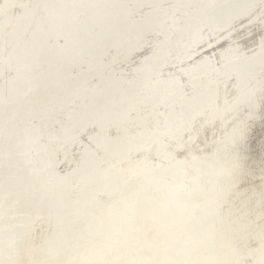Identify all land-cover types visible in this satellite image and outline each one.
Instances as JSON below:
<instances>
[{
	"label": "bare ground",
	"instance_id": "bare-ground-1",
	"mask_svg": "<svg viewBox=\"0 0 264 264\" xmlns=\"http://www.w3.org/2000/svg\"><path fill=\"white\" fill-rule=\"evenodd\" d=\"M131 1H133L134 3L136 2L141 3V1L143 0H131ZM146 1L151 2V0H146ZM161 1L162 0H153V3L157 4V5L152 6L155 9H152L151 11L147 10L148 12L144 14L142 17H140V19L139 17L138 18L132 17V19H130L127 16L128 11L125 12L121 9L123 6L125 8L126 0H0V74L1 72H3L4 68L12 69V71H14L10 74L9 76L10 78L7 81H4L5 80L4 79L5 77H4L2 78L4 80L0 82V152L2 153V157H0L1 158L0 168L4 169L3 170L4 172L0 171V173L4 174L2 180H0L1 181L0 182V193H2L1 189H5V191H7V194L9 191L18 194V193L28 192L29 190H32L31 193L33 197H30L29 201L33 202L35 207L37 206V208H39L41 211L39 214L34 216V219L36 220V223L34 224L42 222V224H44L45 227L47 226L46 229L49 227L48 229L49 231L47 235H45L46 234L45 233L44 234L45 236L44 235L41 236V234L39 233L40 234L39 237L37 236V238H35L34 241L31 243L29 242L31 245H29L28 248L32 249L33 252L35 251L36 253H40L41 257L43 258V261L40 264H58V263L60 264L58 260H61V259H63L61 264H83V263L85 264H193V262L196 261L195 260L196 257H199L198 256L199 252L205 249L210 243H212L211 240L213 238L218 239L215 236L221 235L220 233L224 229H228L227 237H228L230 244L232 243L239 244L240 242L242 244V241H245V242L247 240L250 241V244L248 246L245 245L246 248H244L240 252V254L237 252L239 254L237 258H243L246 254L253 255L252 251H255L257 254L253 255V258L256 264H260L264 262V196L260 199V202L258 201L259 202L258 205L256 206L254 205L255 206L254 211H251L250 213H246V214L242 213L244 209H246L247 211L252 207L253 202L255 201V198H257L256 195L258 194L260 195L262 192H264V154L263 156L261 155L258 156L259 154L258 153L256 157H253L252 150L249 148V143L251 141L249 142L250 139L248 138V136H245L242 134L241 136L237 138L230 137L232 128L233 126H235L234 125L235 122L243 121V119L246 118L247 113L250 110H252L254 107H258L257 106L258 104L256 103L257 100L255 99V97L257 99H260V97L263 96L262 98L263 100H260V102H264V89L262 90L259 89V82L257 83L255 87L251 88V90L249 86V90L247 94H242V92L246 90L247 85H249L251 81H255V82L260 81V80L262 81V79L258 80V77L261 76V73L259 72L263 70L261 67H263L262 65H264V46H262L264 40L262 41V44L258 50L252 49L253 51L251 52L247 51L250 53H247L246 51L241 52V49L239 51L238 50L239 48L235 49L236 47L234 48L233 45H232L233 46L232 49L231 48L229 50L226 49L227 51L223 54V59L228 60V61L224 60V63H227V65L225 66V70L231 74H234L236 76V80H234V75H233L234 82L233 83L231 82L232 84L228 82L226 84H223L224 87L218 86L217 93L215 90L216 96L213 95L214 98L212 100V104L211 102H209L211 104V107L209 106L210 108L205 107L206 109H201V111H199L198 109H197L198 111L197 110L191 111V116L188 114L191 109L185 110L184 114H188L187 117H190V120L188 118L186 120H188V123H189V126L188 125L187 126L190 128L189 132L191 136H189L188 138H183V140L179 139L180 141L176 143H174L175 139L174 140L172 138L171 140L165 139V141L163 142L164 144L162 143L164 154H168L167 155L168 157L166 158L165 161L163 160L164 157L162 159L163 161L159 157L160 152L157 151L158 145L156 147L155 141H154L155 144L152 143L147 148H141L139 150L136 149L135 152H132V153H135L134 155L128 154L129 156L128 159L121 157V155L123 152L127 151L128 146L133 143L132 141L131 142L123 141L120 144H116V143L113 144V142L107 143V140H109V136H110V133L107 129L109 127H111L112 129L113 127L116 126L115 123L119 121H122V122L129 121L131 119V118L129 119L130 117V115H128L129 112L136 107V101L138 100V98L139 97L141 98V96H139L138 94L139 93L138 90L137 91H134L135 89L131 90V85L128 86V84L131 82H129L128 80L124 81L123 79H120L121 77H119V75H118L119 78L117 77L118 79H116V77L113 78L112 75L109 74L110 72L108 73L103 72L104 69L102 68H104V64H105L104 62L108 60L107 55L108 53H110V50H112L113 52V49H114L115 54L113 55V59H116V60L121 59L118 56H120L119 52L123 50L122 46L124 45H127V48L132 47L131 49L134 50L136 47L137 48L139 47L143 48L145 46L150 47L152 46L151 44L154 45L155 43V47L158 46V48L156 49V52L157 51L160 52V51H163V48L166 46H169V47L175 46L176 36L174 35L176 33L174 34L170 32L172 30H175L177 33L178 32L181 33V31L184 30L185 32L187 33L189 32V34H191V37L189 36L191 39L189 42L188 49L193 48V50H196L198 52L199 46L204 47V50L206 48L205 46H207L206 44H204L203 46V43L206 41V38H207L204 35L205 34L204 32L206 31L205 28H203L205 30L203 32L201 30L202 27H200L203 23H201V25L199 24V26H197L196 28L191 27V28H194V32L189 29L185 30L184 28L186 27L185 26L186 23L184 26L182 25L183 23L179 25L181 23L179 20L180 18H182V16H184L185 18L183 20L181 19L184 22V20L188 17L184 12L182 13H177L178 11L173 12V11H176L175 9H173L175 7L174 4H173L174 7L172 8L173 10H169L170 13L167 14V16L165 15L163 18L160 15L161 16V19H160L158 15L159 13L157 12H158V8L161 7V6L158 7V4L161 3ZM186 1L187 0H185L184 2ZM216 1L217 2L215 3L213 7H211L213 3L211 4L209 3L210 1H208L205 4V8H204L205 10L204 11L202 10V12L200 13L203 16V20H205L204 24H207V25L209 24L207 27L211 29V32H209L207 28V31H208L207 33L216 34L215 32H218L219 30V32L217 33L218 37L221 36L219 34L221 28H223L224 26H228V25L230 26L232 25L233 27L234 23L232 24L231 22L233 21L234 18H237L239 16L244 17V14L246 13V10H247L248 3H251V4L254 3L256 6H259L261 9H262V6H264L261 0H216ZM201 2L202 0L199 1V4H203ZM171 3L172 2H170V4ZM184 4L182 3V5ZM15 5L19 6V8H16ZM149 5L151 4L149 3ZM192 6L190 8H192ZM200 7L201 6H199V8ZM250 7L254 8L253 5L252 6L250 5ZM148 8L149 7L147 6L146 9ZM247 11H249V8ZM187 12H189V9ZM130 13H128L129 16H130ZM244 19L246 20V18ZM141 20L142 22H140ZM262 22L264 21H261V23ZM245 23H243V25ZM240 24H238V26H240ZM238 26L236 25L235 27H238ZM252 27H255V26H252ZM140 30H143L144 32L148 31L147 33H149V35L152 36L151 40L146 41L147 39H145L143 43L139 44V47L137 46L138 44H136L138 36H136V38L133 36H129L128 38H126L127 42H125L123 36L127 35L128 31H134L136 34H139ZM253 33H250V34H253ZM250 34H246V36ZM132 35H134V33ZM176 35H180V34H176ZM236 36L237 35H235V37ZM62 37L64 38V41H62L63 44L59 40V39H62ZM231 39H233L232 36H231ZM236 39L237 38H235V40ZM246 39L247 38H245V40ZM252 39H254L253 36H252ZM215 40H216V45H217V39L214 38V41ZM257 40L258 39L256 38V41ZM172 41L174 43H172ZM184 41H185V38L182 42ZM211 41L212 40L210 38V41L208 42H211ZM165 42L167 43L164 44ZM148 44H150V46H148ZM220 44H222V42H220ZM225 46L226 45H224V47ZM217 48L220 50L219 47ZM124 49H126V46ZM145 49L147 50L146 47ZM151 50H154V49H151ZM151 50H149L148 53ZM221 51L220 53H223ZM231 51L233 52L232 54L234 56L230 54ZM201 52H203V50ZM137 53H140V52H137ZM131 54H132V50H131ZM134 57L135 56H133V58ZM147 57L145 58V60H147ZM157 57L159 56H157L154 53L152 54L150 59L151 60L156 59ZM172 57L174 56L171 55V58ZM206 57L209 58L211 56L208 57L207 55ZM143 58L144 57H142V61H143ZM171 58L167 59V57H163V59H165L164 61H166L167 59L168 64L169 62L173 63L174 59H171ZM233 59H242V60L234 61ZM182 61L183 62L185 61L184 58ZM180 62L178 60V63ZM217 62H218V59H217ZM129 64L132 67L133 66L132 64L134 63L132 64L129 63ZM176 64L177 63H175V65ZM143 66L145 65L143 64ZM166 66H167V62H166ZM112 69H115V68H112ZM125 69H126V66H125ZM223 69L221 70L219 69L220 74ZM210 70H212V68ZM177 71H174V72H177ZM132 72H129V73L132 74ZM163 72H165L164 69H163ZM167 72H169L168 75L170 76V71L168 70ZM119 73L120 72H118V74ZM121 73H122V70H121ZM123 73L124 75H126L125 72ZM159 73H162V71ZM187 74H191V73H187ZM134 75H135V72H134ZM138 75H140V73ZM209 75L211 77L213 76L211 74ZM166 77H167V74H166ZM175 77H176V73H175ZM202 77H201L202 79L201 82L205 80ZM174 80L176 79L174 78ZM182 80H183V77H182ZM194 80L196 82V79ZM171 82H174V81H170L168 83H171ZM176 84H179V83H176ZM215 85L217 86V83ZM145 86L146 85H144V87ZM176 87L177 85L174 86V88ZM151 89L152 88H150V90ZM169 89L173 90L171 87ZM163 90L156 89L155 87V89L153 88L152 92H149L148 94L152 95V97L153 96L158 97L157 92L161 91L160 93H162ZM46 91L47 93L49 92L51 94V100L48 104H45L44 107H42L44 109L43 111L39 109L38 111L39 113H41L42 117L45 116V118L48 120L47 123L44 120L47 126L49 124L50 119L54 120V117L52 115V110H56L59 112V110L63 108V106L65 105L68 106V104L70 103V107L68 106V109H66L67 112L65 113L64 111V115H66V117L64 118L65 121L61 124L60 130L59 128L57 129L59 130V134L58 132L56 133L55 131L56 135L58 136V140L60 142L59 145H62L61 142L63 144L72 143L71 139L74 136V134L80 131L82 132L88 126L90 127L91 125H96V127L98 128L97 129L98 132L95 131L96 133L94 135V141H95V145L97 149H99L101 152L99 151L100 153H97V151L95 150L96 148L94 149L93 145L92 147L95 150V152L93 151V149L85 150L86 152L82 150L84 154L80 156L81 158L79 160L77 158L78 163H76V165L74 163L75 168H73V171L69 173L68 176H64V177H58L55 175L56 173H54V171L52 172V168L56 162L52 155V153L55 152V149H53L55 145L54 146L52 145L53 147L50 148L48 144H43V145L42 143L41 145L38 144L39 141H41L40 139L41 135L44 134V132L43 134H40L41 132H39V130L41 131V129L43 130V128L40 129L36 127V129L31 131L26 124L20 125L21 121L23 123L25 119L30 116V113L32 110H34L32 112H37L35 113V115H39L37 108H36L38 106L35 105L36 107H32V104L35 103L37 100H39L40 98L38 99V97L40 95H43ZM192 92L193 91H191L190 93ZM207 93H209L208 90H207ZM168 95H170V93ZM204 95L205 93L203 92L195 93L192 96L190 95L191 96L190 99L192 102H194L195 107L202 106L199 103L203 99H205ZM259 95L261 96L258 97ZM160 96H159V99H160ZM205 96L207 100L210 98V94L209 95L206 94ZM44 97H45V94H44ZM56 97H58V99H55ZM166 97L168 96L166 95ZM164 98H162V100ZM179 98H182V97L179 96ZM179 98L176 97L178 103L182 101V100L180 101ZM44 101L42 102L44 103ZM71 104L75 108L74 111H72L73 108H71ZM188 104L189 103L185 104L184 102L182 106L181 105H178V106L182 107V109H186L189 106ZM52 106L55 109L52 108ZM178 106L174 104L173 105L174 108L168 107L169 112L167 115H164L162 117L164 118V121L162 122L169 123L174 117L172 116V113H173L172 108L178 109L177 108ZM203 106H206V105H203ZM259 107L261 106L259 105ZM139 108L138 110L136 109L137 113L139 112ZM159 109H162V108H159ZM153 110L151 111L152 113H153ZM256 113L257 111H255V114ZM28 114L29 116H27ZM134 115L136 116V114ZM155 115L162 116V114H158V113ZM34 116L32 117L34 118ZM38 118L40 119V117ZM146 119L149 120L148 118ZM183 119L185 118H182V120ZM16 120H19L20 122L16 123L15 122ZM152 121L154 122V118ZM250 121H247V122H250ZM14 123H16V126L10 127ZM50 123L52 124V121ZM130 123H131V120H130ZM146 123L147 121L145 122V124ZM151 124L153 125L152 122ZM29 126H30V123H29ZM137 126L136 127L134 126V127L137 128ZM261 126H259V128ZM179 127H180V124H179ZM93 128H95V126ZM140 128H143V127H140ZM263 128H262V131H263ZM128 129L129 128H127V130ZM168 129L169 127L163 130L164 131L167 130L168 132ZM176 129H175V132H176ZM106 130L108 131V133L106 132ZM157 130H159V128ZM112 131L114 132V130H111V132ZM170 131H173V130L170 129ZM105 132L109 134V136ZM124 132L126 133L127 131H124ZM136 132H133L131 136H136L135 135ZM185 133H186V130H185ZM163 134H165V132ZM237 134H241V133H237ZM248 134L250 135V132ZM254 134L255 133H253V135ZM144 135H145V132H144ZM185 136L187 135L185 134ZM47 138L48 139L46 138L44 139L48 140L47 141L48 143L49 141L51 142V141L56 140L52 136H49ZM148 138H149V135H148ZM162 140H164L162 136L157 138L158 143L160 141L162 142ZM86 142L89 143L87 139H86ZM258 142H260V140H258ZM81 143H82V140H81ZM252 144L253 142L251 143V145ZM75 149L77 150V148ZM75 149L74 151H76ZM130 150H131V147H130ZM72 153H75V152H72ZM138 153L139 155H136ZM176 153H178L181 156L183 155V157L179 159V157L177 156L178 158H176L175 156ZM58 155L60 156L61 154H58ZM62 155H64L63 152H62ZM65 155L67 158L68 154L66 153ZM227 155H231V156L227 157ZM153 158H155L156 161L152 160ZM62 159L64 158L62 157ZM29 160L33 162V167L31 166L32 170L27 164H25V162ZM71 160L73 159L71 158ZM123 160L124 162L122 163ZM63 162L65 164V161ZM176 164L179 167L184 166V168H181L182 170L177 172L174 168ZM56 165L59 166V164L57 163L55 164V168L57 167ZM69 167L71 166L69 165ZM62 168L64 169L66 167L62 166ZM67 169L69 170V168ZM64 171H62L61 174H63ZM59 172L60 171H58V173ZM254 180L259 181V183L257 182L258 184L255 185ZM158 183L160 184V186H163L165 188L164 190L165 197L155 196L153 194L154 186L155 185L158 186L159 185ZM23 195H25V193L20 196H23ZM7 201H12V200L9 199ZM8 205L9 204H7V206ZM17 206L18 205H16L15 207ZM11 211L14 212L12 208H11ZM1 213H3L2 216H4L6 212L5 213L1 212ZM17 213L18 212H16V214ZM20 214L21 213H19V215ZM9 215L10 214H8V216ZM15 216L17 217V215ZM5 217L3 218L1 217V219L3 220ZM118 219H122L120 220V222L123 221V223H117L119 221ZM253 219L255 220V223L258 224L257 229L255 226L256 230L254 234H253L254 230L252 229V226L249 225V221ZM5 220L7 221V219ZM13 220H15V218ZM31 223L33 222L29 221V223L28 222L24 223L16 229H13V225H16V224H12L11 225L12 228H9L8 232H3L2 231L3 228L2 229L0 228V245L1 244L5 245L4 246L5 250H0V264H14L13 263L14 260L12 259L10 260V257L12 256L9 257L8 254H12V250L14 247H16L17 240L19 237L25 236V234L28 231L30 232L32 230L33 226L35 227L38 226V225L31 224ZM121 225L123 226V229L120 228L122 230L114 229V227L117 228V226L120 227ZM5 226H4V229H6L7 227ZM109 228H113V231L111 232V229H110L111 233L106 234V229H108L109 231ZM62 235H66V236L64 237ZM30 237L31 235L29 236V238ZM63 238H65V240ZM66 238L68 240H66ZM26 239H24V241ZM32 240H33V236H32ZM38 241L40 242L38 243ZM223 242L225 243V241ZM214 245L215 246L213 249V253H211V256H209L208 258L206 257V259H204L202 263H201L202 255H200L199 257L200 264H236V262H239L238 260H235L237 259L235 258L234 262L231 260H228V261L225 260V262L223 263L221 262L218 263L219 262L218 260L221 259L222 257L221 254H222V250L225 248V245L223 243H217V244L215 243ZM231 246L229 245V247ZM28 248L26 249L28 250ZM210 248H213V247L211 246ZM70 251H74L75 253L72 252L74 254L71 256L69 253ZM84 252L85 254L77 255V253H84ZM208 252L209 251H207L206 253L208 254ZM31 258L35 260V257L34 258L31 257ZM233 258L234 257H232V259ZM245 259L247 260V258ZM94 260H96V262H94ZM243 264H247V261L246 263H243Z\"/></svg>",
	"mask_w": 264,
	"mask_h": 264
},
{
	"label": "rangeland",
	"instance_id": "rangeland-1",
	"mask_svg": "<svg viewBox=\"0 0 264 264\" xmlns=\"http://www.w3.org/2000/svg\"><path fill=\"white\" fill-rule=\"evenodd\" d=\"M127 1H129V0H126V4H125V8H124V6L121 8L123 11H125V12H127L128 11V13H130V16H129V14L127 13V16H128V18H130V19H132V17L133 18H138L139 17V19H140V17H142L144 14H146L149 10L151 11L152 9H155L154 7H152V6H154V5H157L156 3H153V0H151V2H148V1H146V0H143V1H141V3L140 2H136V3H134L133 1H129V2H127ZM168 2V3H166V2ZM185 0H174V1H172V0H162L161 1V3H159L158 4V7L159 6H161V7H159L158 8V12L157 13H159L158 15H159V17H160V19H161V16H162V18L166 15L167 16V14H169L170 12H169V10H173V9H175L176 11H173V12H177V13H182V12H184L186 15H187V17L188 18H190V19H188V18H186L185 20H184V22L182 21L185 17L184 16H182V18H180V24L179 25H181L182 23V25L184 26L185 25V23H186V27L184 28L185 30L186 29H189V30H191V31H193L194 32V28H196L197 26H199V24L201 25V23H203L200 27H202V31L204 32L205 30V37H207L206 38V41L203 43V46H204V44H206L207 46H205L206 48H205V50H206V52H205V50H204V47H198V48H196V49H198V52L196 51V50H193V48H189L188 49V47H189V42H190V37H191V34H189V32L187 33V32H185L184 30H179V31H181V33L180 32H176L175 30H172V31H170V32H172V33H176V34H180V35H174V36H176L175 37V40H176V44H175V46H173V47H169V46H166V47H164L163 48V51H157L156 52V49L158 48V46H156L155 47V43H154V45L153 44H151L152 46H150V44H148V46H150V47H147V46H145L146 48H147V50L145 49V47H143V48H140L139 47V44H141V43H143L144 42V40L145 39H147L146 41H148V40H151V35H149V33H147L148 31H143V30H140V33L139 34H136L134 31H128V34L127 35H125V36H123L124 37V40H125V42H127V40H126V38H128L129 36H133V37H135L136 38V36H138V39H137V41H138V43H137V41H136V44H138L137 46L139 47V48H135L134 50L133 49H131V48H127V45H124V46H122L123 47V52L121 51V52H119V55L120 56H118V57H120L121 59H113V55L115 54L114 53V49H113V52H112V50H110V53H108V55L110 56H108L107 55V58H108V60H106V62H104L105 64H104V68H102V69H104L103 70V72L105 73H108V72H110L109 74L110 75H112V77L113 78H115L116 77V79H118L119 77H121L120 79H123L124 81L125 80H128L129 82H131V83H129L128 84V86H130L131 85V90L132 89H135L134 91H137L138 90V94H139V96H141V98L139 97L138 98V100H140V101H136V107L133 109V110H131L130 112H129V114L128 115H130V117H129V119L131 120V123H130V120L129 121H124V122H122V121H119V122H117V123H115V127H113L112 129H111V127H109L107 130L109 131V133H110V136H109V134H107L108 133V131L106 130V134L109 136V140H107V143H112L113 142V144L114 143H116V144H120V143H122L123 141H132L133 143L132 144H130L129 146H128V148H127V151H129V152H123L122 153V155L123 154H125V155H121V157H124L125 159H128V154L130 155H134L135 153H132V152H135V150L137 149V150H139V149H141V148H147L148 146H150V144H152V143H154L155 144V142H156V147H157V145H158V149H157V151L158 152H160V158H161V160L163 159V157H164V161L166 160V158L168 157L167 155L168 154H164V152H163V145H162V143L165 141V139H167V140H171V138L174 140V143H176V142H178V141H180V140H183V138H188L189 136H191V134H190V128L188 127L189 126V123H188V120H186L187 118L190 120V117H187L188 116V114L191 116V111H195V110H199V111H201V109H206L207 107H211V104H212V100H213V98H214V96H216V94H215V90H216V93H217V89H218V86L219 87H224L223 86V84H226V83H228V82H230V84H232L234 81H233V75L234 74H231V73H229L228 71H226L225 70V66L227 65V63H224V60L225 61H228L227 59H223V54L227 51V50H229L230 48L232 49L233 48V46H234V48L235 49H238L239 51H240V49H241V52H247V51H253L254 49H259L260 48V46H261V44H262V41L264 40V38H263V36H264V31H263V29L264 28H262V27H264V22H262L261 23V21H264V6H262V9L259 7V6H256L254 3H248L247 4V10H248V8H249V11H247L246 10V13L244 14V17L243 16H239V17H237V18H234L233 19V21L231 22L232 24H233V27H232V25L230 26V25H228V26H224L223 28H221L220 29V35L222 36H220V37H218V32H219V30H218V32H215L216 34H210V33H207L208 31L209 32H211V29H209L207 26L209 25H207V24H204L205 22V20H203V16L201 15V13L200 12H202V10L204 11L205 9V4L208 2V1H210L209 3H213V5H211V7H213L214 5H215V3L217 2L216 0H202V2L201 3H203V4H199V1H201V0H190V1H186V2H184ZM196 1V2H195ZM262 2H263V4H264V0H261ZM170 2H172L171 4H170ZM175 2V3H174ZM189 2H191L192 4H193V6H192V4L191 3H189ZM128 3V4H127ZM131 3V4H130ZM140 3V4H139ZM146 3V4H145ZM149 3L151 4V5H149ZM166 3V4H165ZM182 3L184 4H187V5H182ZM130 4V5H129ZM145 4V5H144ZM168 4V5H167ZM175 5V7H174V5ZM196 4V5H195ZM198 4V5H197ZM252 6L253 5V7L254 8H252V7H250V5ZM142 5H144V6H142ZM182 5V6H181ZM189 5H191L192 6V8H193V10H192V8H190L191 6H189ZM16 6V8H19V6H17V5H15ZM14 6V7H15ZM129 8H128V7ZM131 6V7H130ZM136 6H137V8H136ZM139 6V7H138ZM147 6L149 7L148 9H146L147 8ZM167 6V7H166ZM180 6V7H179ZM198 6V7H197ZM199 6H201L200 8H199ZM133 7V8H132ZM143 7V8H142ZM146 7V8H145ZM166 7V8H165ZM171 7V8H170ZM174 7V8H173ZM185 7H187V8H185ZM129 10H128V9ZM130 8H131V10H130ZM170 8V9H169ZM173 8V9H172ZM177 8V9H176ZM178 8H179V10H178ZM197 8V9H196ZM132 9H133V11H132ZM167 9V10H166ZM181 9V10H180ZM188 9H189V12H187L188 11ZM140 10V11H139ZM148 10V11H147ZM192 10V11H191ZM196 10V11H195ZM261 12H260V11ZM120 11V10H119ZM138 11V12H137ZM142 11V12H141ZM155 11V10H154ZM160 11V12H159ZM180 11V12H179ZM199 11V12H198ZM263 11V12H262ZM144 12V13H143ZM187 12V13H186ZM249 12V13H248ZM259 12V13H258ZM139 13V14H138ZM192 15H190V14ZM195 13V14H194ZM249 14V15H248ZM263 14V15H262ZM161 15V16H160ZM185 15V16H186ZM194 15V16H193ZM248 15V16H247ZM255 15V16H254ZM199 16V17H198ZM201 16V17H200ZM246 16V17H245ZM198 17V18H197ZM242 17H243V19H242ZM262 17V18H261ZM196 18V19H195ZM244 18H246V20L244 19ZM261 18V19H260ZM160 19H158V20H160ZM182 19V20H181ZM195 19V20H194ZM256 20V22H255V20ZM259 19V20H258ZM143 20V19H142ZM142 20L140 21V22H142ZM157 20V21H158ZM188 20V21H187ZM189 20H190V22H189ZM196 20H198V21H196ZM203 20V21H202ZM236 20V21H235ZM202 21V22H201ZM238 21V22H237ZM242 21V22H241ZM245 21H246V23H245ZM260 21V22H259ZM190 23V25H189V23ZM241 24H240V23ZM253 22H255V23H253ZM236 23V24H235ZM243 23H245L244 25H243ZM251 23V24H250ZM188 24V25H187ZM238 24H240V26H238ZM248 24V25H247ZM251 26H250V25ZM256 24V25H255ZM263 24V25H262ZM205 27H204V26ZM238 26V27H235V26ZM252 26H255V27H252ZM258 26V27H257ZM260 26H262V27H260ZM191 27H194V28H191ZM231 27V28H230ZM203 28H205V30L203 29ZM207 28H208V31H207ZM224 28H225V30H224ZM235 28V29H234ZM255 28V29H254ZM256 28H257V30H256ZM262 28V29H261ZM224 31H223V30ZM232 29H234V30H232ZM240 31H239V30ZM229 30V31H228ZM235 30H237V31H235ZM251 30V31H250ZM256 30V31H255ZM259 30H260V32H259ZM185 33H184V32ZM254 33H253V32ZM132 32V33H131ZM143 32V33H142ZM231 32V33H230ZM134 33V35H132ZM183 33V34H182ZM188 35H187V34ZM234 33H235V35H237L236 37H235V35H234ZM237 33V34H236ZM250 33H253V34H250ZM260 33V34H259ZM131 34V35H130ZM136 34V35H135ZM143 34H145V35H143ZM209 34V35H208ZM226 36H224V35ZM232 34V35H231ZM246 34H250V35H248L249 37L252 35L253 36V38L254 39H252V36L249 38L248 36H246ZM257 34V35H256ZM142 37H141V36ZM148 35V36H147ZM183 35V36H182ZM186 35V36H185ZM260 35V36H259ZM144 36V37H143ZM180 36V37H179ZM190 36V37H189ZM224 36V37H223ZM230 36V37H229ZM231 36H232V38L233 39H231ZM234 36V37H233ZM240 36V37H239ZM255 36V37H254ZM148 37V38H147ZM150 37V38H149ZM173 37V36H172ZM171 37V38H172ZM217 37V38H216ZM184 38H185V41L184 42H182L183 40H184ZM210 38H211V42H208V41H210ZM214 38L215 39H217V45H216V40L214 41ZM219 38V39H218ZM224 38V39H223ZM235 38H237L236 40H235ZM245 38H247L246 40H245ZM256 38L258 39L257 41H256ZM63 39V40H62ZM62 39H59L61 42L62 41H64V38L62 37ZM142 39V40H141ZM181 41H180V40ZM187 39V40H186ZM189 39V40H188ZM227 39V40H226ZM239 39H240V41H239ZM249 39V40H248ZM58 40V41H59ZM130 40V39H129ZM235 40V41H234ZM248 40V41H247ZM227 41V42H226ZM231 41V42H230ZM251 41V42H250ZM256 41V42H255ZM220 42H222V44H220ZM229 42V43H228ZM233 42H234V44H233ZM253 42V43H252ZM260 42V43H259ZM149 43V42H148ZM167 42H165L164 44H166ZM172 43H174L173 41H172ZM185 43V44H184ZM188 43V44H187ZM210 43V44H209ZM215 43V44H214ZM225 43V44H224ZM232 43V44H231ZM240 43V44H239ZM241 43H242V45H241ZM62 44H63V42H62ZM163 44V45H164ZM179 44V45H178ZM181 44H182V46H181ZM213 44V45H212ZM229 44V45H228ZM235 44H236V46H235ZM254 44V45H253ZM163 45H161V46H163ZM202 45V44H201ZM218 45H220V46H218ZM224 45H226L225 47H224ZM233 45V46H232ZM238 45V46H237ZM241 45V46H240ZM244 45H245V47H244ZM250 45V46H249ZM125 46H126V49H124L125 48ZM154 46V47H153ZM187 46V47H186ZM215 46H217V47H219L220 48V50L216 47V49H215V47L213 48V47ZM222 46V47H221ZM228 46V47H227ZM231 46V47H230ZM262 46H264V41H263V44H262ZM181 49H180V48ZM183 47V48H182ZM209 47V48H208ZM244 47V48H243ZM251 47V48H250ZM255 47V48H254ZM222 48V49H221ZM247 48V49H246ZM143 49V50H142ZM151 49H154V50H151ZM177 49V50H176ZM180 49V50H179ZM183 49V50H182ZM187 49V50H186ZM210 49V50H209ZM214 49V50H213ZM227 49V50H226ZM253 49V50H252ZM125 50V51H124ZM131 50H132V54H131ZM141 50H142V52H143V54H142V52H141ZM149 50H151L149 53H148V51ZM165 50V51H164ZM175 50H176V52H175ZM179 50V51H178ZM203 50V52H201ZM222 50V51H221ZM126 51H127V53H126ZM134 51V52H133ZM155 51V52H154ZM169 51H171V52H169ZM181 51V52H180ZM191 53H190V52ZM214 51V52H213ZM217 53H216V52ZM220 51L221 52H223V53H220ZM137 52H140L141 53V55H140V53H137ZM159 52V53H158ZM174 52H175V54H174ZM194 52V53H193ZM209 52V53H208ZM250 52H247V53H250ZM113 53V54H112ZM123 53V54H122ZM147 53V54H146ZM156 54L157 56H159V57H157L156 59H150V57L152 56V54ZM170 53V54H169ZM180 53V54H179ZM182 53V54H181ZM190 53V54H189ZM194 54V56H193V54ZM200 53H202V54H200ZM233 52L231 51L230 52V54L231 55H233L232 54ZM135 54V55H134ZM145 54V55H144ZM162 54V55H161ZM179 54V55H178ZM197 54V55H196ZM208 55V57L209 56H211V57H209V58H207L206 56ZM210 54V55H209ZM218 54V55H217ZM221 54V55H220ZM128 55H129V57H128ZM138 55V56H137ZM140 55V56H139ZM169 55V56H168ZM171 55H173L174 57H172L171 58ZM176 55V56H175ZM198 55H200V56H198ZM112 56V57H111ZM122 56V57H121ZM133 56H135L134 58H133ZM147 57V60H145V58ZM185 56V57H184ZM190 56V57H189ZM203 56V57H202ZM219 56V57H218ZM222 56V57H221ZM234 56V55H233ZM126 58V60H125V58ZM128 57V58H127ZM132 57V58H131ZM140 57V58H139ZM142 57H144L143 58V61H142ZM162 57V58H161ZM163 57H167V59L169 58H171V59H174V61H173V63L172 62H169V64H168V61H167V59H166V61H164L165 59H163ZM180 57V58H179ZM196 57V58H195ZM199 57V58H198ZM203 59H201V58ZM204 57H205V59H204ZM216 59H215V58ZM221 57V58H220ZM177 58H179V59H177ZM182 58V59H181ZM183 58H184V62L182 61L183 60ZM186 58H188V59H186ZM193 60H192V59ZM195 58V59H194ZM132 59V60H131ZM137 59V60H136ZM149 59V60H148ZM163 59V60H162ZM181 59V60H180ZM190 59H191V61H190ZM217 59H218V62H217ZM155 60V61H154ZM177 60V61H176ZM178 60H179V62L180 61H182V62H180V63H178ZM187 60V61H186ZM195 60V61H194ZM223 60V61H222ZM231 60V59H230ZM234 61H241L242 59H233ZM114 61V62H113ZM121 61V62H120ZM131 61V62H130ZM148 61V62H147ZM170 61V60H169ZM196 61H197V63H196ZM211 61V62H210ZM144 62V63H143ZM152 62V63H151ZM161 62V63H160ZM165 64H164V63ZM166 62H167V66H166ZM191 62V63H190ZM208 62V63H207ZM111 65H110V64ZM112 63H114V64H112ZM118 63V64H117ZM122 63H123V65H122ZM129 63H134V64H132L133 66L131 67V65L129 64ZM137 65H136V64ZM155 63V64H154ZM172 63V64H171ZM175 63H177L176 65H175ZM187 63V64H186ZM192 63H193V65H192ZM207 63V64H206ZM212 63V64H211ZM110 66H109V65ZM124 64H125V66H126V69H125V66H124ZM128 64V65H127ZM143 64L145 65V66H143ZM147 64V65H146ZM164 64V65H163ZM178 64H179V66H178ZM191 66H190V65ZM197 64H199V65H197ZM106 65V66H105ZM108 65V66H107ZM122 65V66H121ZM136 65V66H135ZM140 65V66H139ZM142 65V66H141ZM170 65V66H169ZM171 65H173V66H171ZM187 65V66H186ZM189 65V66H188ZM196 65V66H195ZM214 67H213V66ZM219 65V66H218ZM114 66V67H113ZM123 67V68H121V67ZM158 66V67H157ZM165 68H164V67ZM177 66V67H176ZM185 66V67H184ZM193 66V67H192ZM200 66V67H199ZM263 67H261L263 70L261 71V72H259V73H261V76H259L258 77V80H260V79H262V81L260 80V81H257V82H255V81H251L250 83H249V85H247V87H246V93H245V91L244 92H242V94H247L248 93V90H249V86H250V90H251V88H253V87H255L256 85H257V83L259 82V89H264V65H262ZM108 67H109V69H108ZM139 67H140V69H139ZM150 67V68H149ZM163 67V68H162ZM167 67H168V69H167ZM181 67V68H180ZM188 67H190V68H188ZM208 67V68H207ZM216 67V68H215ZM222 67V68H221ZM223 67H224V69H223ZM112 68H115V69H112ZM136 68V69H135ZM148 68V69H147ZM160 68V69H159ZM183 68V69H182ZM205 68H206V70H205ZM212 68V70H210ZM7 71H6V70ZM107 69V70H106ZM112 69V70H111ZM119 69V70H118ZM129 71H128V70ZM139 69V70H138ZM163 69H164V71L166 72V74H167V77H168V79H167V77H166V74H165V72H163ZM176 69V70H175ZM177 69H178V71H177ZM209 69V70H208ZM221 69H223L222 70V72H221V74H220V70ZM121 70H122V73H121ZM155 70V71H154ZM170 71V76L168 75L169 74V72H167V71ZM172 70V71H171ZM183 70V71H182ZM192 70V71H191ZM225 70V71H224ZM10 71V72H9ZM114 71V72H113ZM133 71V72H132ZM136 71H138V72H136ZM140 71V72H139ZM142 71V72H141ZM144 71H146V72H144ZM158 71V72H157ZM162 71V73H159V72H161ZM174 71H177V72H174ZM185 71V72H184ZM193 71H195V72H193ZM200 71V72H199ZM205 71V72H204ZM218 71V72H217ZM12 72H14V71H12V69H8V68H4V70H3V72H1V74H2V76H1V74H0V82H2V80H4V81H7L10 77V74L12 73ZM112 72V73H111ZM118 72H120L119 74H118ZM123 72H125V74L126 75H124V73ZM129 72H132V74H130ZM134 72H135V75H134ZM144 72V73H143ZM148 72V73H147ZM179 72H181V73H179ZM213 72V73H212ZM140 73V75H138ZM143 73V74H142ZM175 73H176V77H175ZM183 73V74H182ZM187 73H191V74H187ZM217 73V74H216ZM226 73V74H225ZM228 73V74H227ZM115 74V75H114ZM153 74V75H152ZM161 74H162V76H161ZM165 74V75H164ZM203 74V75H202ZM208 74V75H207ZM209 74H211V75H213L212 77L209 75ZM214 74H215V76H214ZM118 75H119V77H118ZM129 75H131V76H129ZM143 77H142V76ZM145 75V76H144ZM156 75V76H155ZM160 75V76H159ZM174 75V76H173ZM182 75V76H181ZM200 75V76H199ZM223 75V76H222ZM126 76V77H125ZM128 76V77H127ZM137 76V77H136ZM148 76V77H147ZM152 76V77H151ZM180 76V77H179ZM203 76V77H202ZM219 76V77H218ZM226 76V77H225ZM5 77V78H4ZM118 77V78H117ZM140 79H139V78ZM142 77V78H141ZM159 77H161V78H159ZM171 79H170V78ZM182 77H183V80H182ZM201 77L203 78V79H205V80H203V82H201L202 81V79H201ZM207 77V78H206ZM209 77V78H208ZM223 77V78H222ZM229 77V78H228ZM2 78H4V79H2ZM149 78V79H148ZM158 78H159V80H158ZM163 78H165V79H163ZM174 78L176 79V80H174ZM178 78V79H177ZM133 79V80H132ZM147 79V80H146ZM157 81H156V80ZM167 79V80H166ZM185 79H187V80H185ZM194 79H196V82H195V80ZM201 79V80H200ZM209 79V80H208ZM213 79V80H212ZM221 81H219V80ZM227 79V80H226ZM149 80V81H148ZM151 80H152V82H151ZM153 80H154V82H156V83H154L153 82ZM162 80V81H161ZM166 80V81H165ZM180 82H179V81ZM191 82H190V81ZM212 80V81H211ZM234 80H236V76L234 75ZM139 81V82H138ZM141 81V82H140ZM144 81H145V83H144ZM147 81V82H146ZM163 81H164V83H166V84H164L163 83ZM170 81H174V82H171V83H168V82H170ZM189 81V82H188ZM210 81V82H209ZM217 81V82H216ZM160 82H161V84H160ZM198 82V83H197ZM219 82V83H218ZM232 82V83H231ZM149 83V84H148ZM158 83V84H157ZM176 83H179V84H176ZM185 83V84H184ZM187 83V84H186ZM193 83V84H192ZM207 83V84H206ZM210 83V84H209ZM214 85H213V84ZM217 83V86L215 85ZM261 83H262V85H261ZM133 84V85H132ZM151 84V85H150ZM154 84V85H153ZM156 84V85H155ZM160 84V85H159ZM174 84H176L177 85V87L176 88H174V86H176V85H174ZM182 84H183V86H182ZM192 84V85H191ZM196 84V85H195ZM198 84V85H197ZM200 84V85H199ZM204 84V85H203ZM219 84H221V85H219ZM255 84V85H254ZM135 85V86H134ZM137 85V86H136ZM140 85H141V87H140ZM144 85H146L145 87H144ZM153 85V86H152ZM164 87H163V86ZM173 85V86H172ZM185 85H187L188 86V88H187V86H185ZM191 85V86H190ZM203 85V86H202ZM135 88H134V87ZM150 86V87H149ZM156 87V89H164L163 90V92L162 93H160L161 91H159V92H157V96L158 97H152V95H149L148 93L149 92H152V90H153V88L155 89V87ZM163 88H162V87ZM167 86H169V87H167ZM192 87V88H190V87ZM197 86V87H196ZM211 86V87H210ZM142 87H143V89H142ZM146 87H147V89H146ZM157 87H159V88H157ZM161 87V88H160ZM167 87V88H166ZM172 88L173 90H171V89H169V88ZM200 87H202V88H200ZM204 87V88H203ZM206 87V88H205ZM209 87V88H208ZM216 88V89H214V88ZM145 88V89H144ZM150 88H152L151 90H150ZM187 88V89H186ZM208 88V89H207ZM166 89V90H165ZM176 89V90H175ZM182 89V90H181ZM198 91H197V90ZM205 89V90H204ZM212 89V90H211ZM145 90H147V91H145ZM150 90V91H149ZM179 90H180V92H179ZM184 90V91H183ZM187 90V91H186ZM200 90V91H199ZM207 90H208V92L209 93H207ZM170 91V92H169ZM175 91V92H174ZM186 91V92H185ZM191 91H193L192 93L193 94H195V93H201V92H203V93H205V95L206 94H210V98L207 100V98H206V96L204 95V97H205V99H203L199 104L200 105H202L201 107H195V104H194V102H192L191 101V99H190V97L193 95L192 93H190ZM205 91V92H204ZM213 91V92H212ZM145 92V93H144ZM147 92V93H146ZM167 94H166V93ZM170 93V95H168L169 93ZM190 93V95H189V93ZM47 91L44 93L45 94V97H44V94L43 95H40L39 97H38V99L39 100H37L35 103H33L32 104V107H36V106H38V107H36L37 108V111H38V109L39 110H44L42 107H44V105L45 104H48L49 102H50V100H51V94L48 92L47 94ZM141 93V94H140ZM172 93V94H171ZM177 93V94H176ZM160 94H161V96H160ZM176 94V95H175ZM188 96H187V95ZM47 95V96H46ZM145 95V96H144ZM162 95H163V97H162ZM166 95L168 96V97H166ZM173 95V96H172ZM183 95V96H182ZM186 95V96H185ZM196 95H198V94H196ZM195 95V96H196ZM214 95V96H213ZM249 95H251V94H249ZM248 95V96H249ZM43 96V97H42ZM143 96V97H142ZM159 96H160V99H159ZM170 96V97H169ZM177 98H179V96L180 97H182V98H179V100L181 101L180 103H178V101H177V99H176V97ZM261 95H259L258 97H260ZM150 99H149V98ZM152 97V98H151ZM167 99H165V98ZM188 97V98H187ZM212 97V98H211ZM245 97V96H244ZM42 98H44V99H42ZM148 98V99H147ZM162 98H164L163 100H162ZM170 98H171V100H170ZM185 100H184V99ZM263 98V96L262 97H260V99H257L256 97H255V99L257 100L256 101V103L258 104L257 106L258 107H254L252 110H250L248 113H247V116H246V118H248V119H243V121H240V122H235V126H233V128H232V132H231V138L233 137V138H237V137H239V136H241L242 134L243 135H245V136H248V138L250 139L249 140V148L252 150V155H253V157H256L257 156V154H258V156H263V154H264V102H260V100H263L262 99ZM45 99H47V100H45ZM55 99H58V97H56ZM175 99V100H174ZM193 99V98H192ZM45 100V101H44ZM161 100V101H160ZM170 100V101H169ZM188 102H187V101ZM207 100V101H206ZM39 101V102H38ZM41 101V102H40ZM42 101H44V103L42 102ZM145 101V102H144ZM149 101V102H148ZM160 101V102H159ZM165 101V102H164ZM157 102V103H156ZM167 102H168V104H167ZM174 104H176L177 106L178 105H183L184 104V102H185V104L186 103H189L187 106V108L186 109H182V107H180V106H178L177 108L179 109H173L174 107H173V103ZM205 102V103H204ZM209 102H211V104L209 103ZM260 102V103H259ZM39 105H38V104ZM41 103V104H40ZM146 103V104H145ZM159 103V104H158ZM162 103V104H161ZM165 105H164V104ZM170 103V104H169ZM192 103V104H191ZM206 103H208V104H206ZM215 103V102H214ZM43 104V105H42ZM145 104V105H144ZM173 104V105H172ZM36 105V106H35ZM142 107H141V106ZM153 105H155V106H152ZM169 105V106H168ZM203 105H206V106H203ZM259 105L261 106V107H259ZM40 106V107H39ZM68 106L70 107V103L68 104ZM68 106L67 105H65V106H63V108H61L60 110H59V112L58 111H56V110H52V115H53V117H54V120H51L50 119V121H49V124H48V126H47V122H48V120L45 118V116L44 117H42L41 116V113H39V111H38V113H39V115H35V113H37V112H32V111H34V110H32L31 111V113H30V116L32 117V116H36V118H35V116H34V118H35V120H34V118L32 117V119H31V117L29 116V114L27 115V116H29V117H27L26 119H25V121L22 123V121L20 122L19 120H16L15 122L17 123V122H20V125H23V124H26L27 126H28V128L32 131V130H34V129H36V127H38V128H43V130L41 129V131L39 130V132H41L40 134H43V132H44V134L43 135H41V137H43V138H41L40 137V139H41V141H39V143L38 144H40L41 145V143H42V145L43 144H48L49 146H50V148H52L54 145V147H53V149H55V152L54 153H52V155H53V158H54V160L56 161L55 162V164H59V166L58 165H56L57 167V169L55 168V164H54V166H53V168H52V172L54 171V173H56L55 175L56 176H58V177H64V176H68L69 175V173H71L72 171H73V168H75V165H76V163H78V161H77V158H78V160L81 158L80 156H82V154H84L83 153V151L84 152H86L85 150H90V149H93V147H94V149L97 151V153H100L101 151L99 150V149H97V147H96V145H95V141H94V135H95V133L96 132H98L97 131V127H96V125H91L90 127L88 126L85 130H83L82 132L80 131V132H78V133H75L74 134V136L72 137V139H71V141H72V143H69V144H63L62 142H61V144L62 145H59V140H58V136L56 135V133L58 132V134H59V130H60V127H61V124L65 121V117H66V115H64V111H65V113L67 112L66 111V109H68ZM146 106H147V108H146ZM162 106V107H161ZM166 106H168V107H173L172 108V110H173V113H172V116H174L173 117V119L168 123V122H162V121H164V118H162L164 115H167L168 114V107H166ZM140 107V108H139ZM154 107H155V109H154ZM204 107V108H203ZM206 107V108H205ZM209 107V108H210ZM52 108H54L53 106H52ZM71 108H73V110L72 111H74V106L71 104ZM138 108H139V112L137 113L136 111L138 110ZM159 108H162V109H159ZM165 108V109H164ZM55 109V108H54ZM63 109H65V110H63ZM137 109V110H136ZM142 111H141V110ZM149 109V110H148ZM154 109V110H153ZM159 109V110H158ZM181 109V110H180ZM187 109H191L190 110V112L188 113V114H184V112H185V110H187ZM259 109V110H258ZM153 110V113L151 112ZM197 110V111H198ZM261 110H262V112H261ZM141 111V112H140ZM144 111V112H143ZM148 111V112H147ZM165 111V112H164ZM176 111V112H175ZM255 111H257V113L255 114ZM260 113H259V112ZM132 112H133V114H132ZM143 112V113H142ZM175 112V113H174ZM251 112V113H250ZM59 113V114H58ZM140 113H142V114H140ZM162 114V116H157V115H155V114ZM253 113V114H252ZM261 113H262V115H261ZM33 114V115H32ZM63 114V115H62ZM134 114H136V116L134 115ZM139 114V115H138ZM143 114H145V115H143ZM154 114V115H153ZM59 115H60V117H59ZM182 115H184V116H182ZM250 115V116H249ZM252 115V116H251ZM61 116H62V118H61ZM148 116V117H147ZM154 116V117H153ZM181 116H182V118H185V119H183L182 120V118H181ZM255 116V117H254ZM257 116H258V118H257ZM261 116V117H260ZM263 116V117H262ZM38 117H40V119L38 118ZM59 117V118H58ZM136 117H137V119H136ZM143 119H142V118ZM154 118V122L152 121L153 120V118ZM155 117H156V119H155ZM195 117V116H194ZM252 117V118H251ZM42 118V119H41ZM60 118H61V120H62V122H61V120H60ZM146 118H148L149 120H147ZM152 118V119H151ZM158 118V119H157ZM178 118V119H177ZM250 118V119H249ZM256 118V119H255ZM40 121H39V120ZM144 121H142V120ZM253 119H255V120H253ZM261 119V120H260ZM33 120V121H32ZM38 122H37V121ZM46 121V123H45V121ZM57 120H58V122H57ZM60 120V121H59ZM158 120V121H157ZM185 120V121H184ZM250 121V122H247V121ZM254 122H253V121ZM258 120H259V122H258ZM30 121V122H29ZM42 121H44V122H42ZM52 121V124L50 123ZM147 121V125L145 124V122ZM149 121V122H148ZM180 121V122H179ZM260 121H262V122H260ZM139 122V123H138ZM151 122L153 123V125L151 124ZM159 122H160V124H159ZM173 122H175V123H173ZM242 122H243V124H242ZM16 123H14L12 126H10V127H15L16 126ZM29 123H30V126H29ZM32 123V124H31ZM45 123V124H44ZM128 124V126H127V124ZM135 123V124H134ZM141 123V124H140ZM156 124V126H155V124ZM164 123V124H163ZM188 123V124H187ZM241 123V124H240ZM245 123V124H244ZM251 123H253V124H251ZM257 123V124H256ZM118 124V125H117ZM124 124V125H123ZM126 124V125H125ZM174 124V125H173ZM179 124H180V127H179ZM239 126H238V125ZM258 124H259V126H261L260 128H259V126H258ZM53 125H54V127H53ZM56 125V126H55ZM58 125V126H57ZM120 125V126H119ZM136 127L137 125V128H135L134 126ZM141 125V126H140ZM164 127H163V126ZM188 125V126H187ZM243 125H245V126H243ZM33 126V127H32ZM39 126H41V127H39ZM46 126V127H45ZM95 126V128H93V127ZM133 126V127H132ZM148 126V127H147ZM161 126V127H160ZM169 127V129H168V132H167V130H163V129H167L168 127ZM172 126H173V128H172ZM248 126V127H247ZM121 127V128H120ZM125 127V128H124ZM132 127V128H131ZM140 127H143V128H140ZM151 127V128H150ZM163 127V128H162ZM176 127H177V129H176ZM239 127V128H238ZM244 127V128H243ZM256 127V128H255ZM53 128V129H52ZM59 128V130H57ZM118 128H119V130H118ZM127 128H129L128 130H127ZM155 128V129H154ZM159 128V130L161 131H159V130H157ZM176 129V132H175V129ZM178 128H179V130H178ZM188 128H189V130H188ZM238 128V129H237ZM262 128H263V131H262ZM54 129H56V130H54ZM89 129V130H88ZM92 129H94V130H92ZM133 129V130H132ZM136 129V130H135ZM147 129V130H146ZM170 129L171 130H173V131H170ZM240 129H241V131H240ZM256 130V132H255V130ZM15 130V129H14ZM111 130H114V132L112 131L111 132ZM115 130H117V131H115ZM143 130V131H142ZM151 130H153V131H151ZM180 132H178V131ZM185 130H186V133H185ZM237 130H238V132H237ZM250 132V135L248 134L249 132ZM47 131H49V132H47ZM51 131V132H50ZM55 131H56V133H55ZM92 131V132H91ZM94 131V132H93ZM96 131V132H95ZM124 131H127L126 133L124 132ZM137 131V132H136ZM151 131V132H150ZM236 131V132H235ZM258 131V132H257ZM87 132V133H86ZM90 132H91V134H90ZM119 132H120V134H119ZM123 132V133H122ZM130 132V133H129ZM133 132H136V136H131V134L133 133ZM144 132H145V135H144ZM150 134H149V133ZM154 132V133H153ZM165 132V134H163ZM166 132H167V134H166ZM171 134H170V133ZM174 132V133H173ZM243 132V133H242ZM86 133V134H85ZM94 133V134H93ZM113 133H115V134H113ZM118 133V134H117ZM121 133H122V135H121ZM139 135H138V134ZM153 133V134H152ZM155 133H156V135H155ZM160 135H159V134ZM178 134V136H177V134ZM184 133V134H183ZM237 133H241V134H237ZM253 133H255L254 135H253ZM257 133V134H256ZM46 134V135H45ZM54 134V135H53ZM90 134V135H89ZM128 136H127V135ZM152 134V135H151ZM158 134V135H157ZM169 134V135H168ZM183 134V135H182ZM185 134L187 135V136H185ZM82 135V136H81ZM84 135H85V137H84ZM87 135V136H86ZM115 135H116V137H115ZM148 135H149V138L151 139H149L148 138ZM165 135H166V137H165ZM182 135V136H181ZM235 135V136H234ZM49 136H52V137H54L56 140H54V141H49V143L47 142L48 140H46V139H48L47 137H49ZM57 136V137H56ZM80 136V137H79ZM90 136V137H89ZM124 136V137H123ZM147 136V137H146ZM152 136V137H151ZM163 137L164 138V140H162V142L160 141L159 143H158V141H157V138L158 137ZM169 138H168V137ZM209 136V135H208ZM257 136V137H256ZM259 136V137H258ZM77 137V138H76ZM83 137V138H82ZM93 137V138H92ZM130 137V138H129ZM132 137H134V138H132ZM140 137V138H139ZM144 137H145V139H144ZM157 137V138H156ZM178 137V138H177ZM256 137V138H255ZM44 138H46V139H44ZM111 138V139H110ZM116 138V139H115ZM132 138V139H131ZM182 138V139H181ZM208 138V137H207ZM86 139H87V141H89V143L88 142H86ZM122 139V140H121ZM153 139V140H152ZM180 139V140H179ZM43 140H45V141H43ZM58 140V141H57ZM78 140V141H77ZM81 140H82V143H81ZM92 140V141H91ZM115 142H114V141ZM147 140V141H146ZM258 140H260V142H258ZM75 141H76V143H75ZM84 141V142H83ZM152 141V142H151ZM155 141V142H154ZM45 142V143H44ZM136 142V143H135ZM148 142H150V143H148ZM253 142V144L251 145V143ZM50 143H51V145H50ZM52 143H54V144H52ZM92 143V144H91ZM146 143H148V144H146ZM58 144V145H57ZM77 144V145H76ZM91 144V145H90ZM134 144V145H133ZM164 144V143H163ZM201 144V143H200ZM255 144V145H254ZM53 145V146H52ZM79 145V146H78ZM84 147H83V146ZM92 145H93V147H92ZM132 145V146H131ZM143 145H145V146H143ZM61 146V147H60ZM68 146V147H67ZM74 146V147H73ZM76 146V147H75ZM134 146H135V148H134ZM137 146H139V147H137ZM161 146V147H160ZM256 146H258V147H256ZM261 146V147H260ZM57 147V148H56ZM65 147V148H64ZM71 147V148H70ZM73 147V148H72ZM79 147V148H78ZM130 147H131V150H130ZM160 147V148H159ZM69 148V149H68ZM75 148H77V150L75 149ZM89 148V149H88ZM253 148H255V149H253ZM74 149L76 150V151H74ZM81 149V150H80ZM93 149V151L95 152V150ZM162 149V150H161ZM257 149V150H256ZM67 152H66V151ZM72 152H75V153H72ZM83 150V151H82ZM228 150V149H227ZM259 150V151H258ZM58 151V152H57ZM100 151V152H99ZM262 151V152H261ZM60 152V153H59ZM62 152H63V154L64 155H62ZM68 154V156H67V158H66V153ZM71 152V153H70ZM78 152V153H77ZM80 152H82V153H80ZM56 153H57V155H56ZM163 153V154H162ZM58 154H61L60 156L58 155ZM75 156H74V155ZM81 154V155H80ZM159 154V153H158ZM255 154V155H254ZM56 155V156H55ZM71 155H73V156H71ZM136 155H139V153L138 154H136ZM162 155V156H161ZM166 157H165V156ZM71 156V157H70ZM79 156V157H78ZM176 158H182L183 157V155L181 156V155H179L178 153H176ZM178 156V157H177ZM231 155H227V157H230ZM0 157H2V153L0 152ZM62 157L64 158V159H62ZM76 157V158H75ZM130 157H132V156H130ZM55 158H57V159H55ZM66 158V159H65ZM71 158L73 159V160H71ZM1 159V158H0ZM61 160V161H60ZM69 160V161H68ZM75 160V161H74ZM152 160H155L156 161V159L155 158H153ZM162 160V161H163ZM62 163V165H61V163ZM63 161H65V164H64V162ZM69 163H68V162ZM72 161V162H71ZM154 161V162H155ZM124 162V160L122 161V163ZM74 163H75V165H74ZM74 166H72V165ZM69 165L71 166V167H69ZM31 166L33 167V162L31 163ZM62 166H64V167H66V168H64L65 169V171H64V169L62 168ZM176 166V167H175ZM174 166V168H175V170L177 171V172H179V171H181L182 169L181 168H184V166L182 167H179L177 164ZM31 167V168H32ZM60 168V169H59ZM67 168H69V170L67 169ZM178 168V169H177ZM63 169V170H62ZM4 169L3 168H0V171L1 172H4L3 171ZM55 170H56V172H55ZM64 171L63 172V174H61L62 173V171ZM58 171H60L59 173H58ZM2 174V173H1ZM4 175V174H3ZM2 175V176H3ZM259 180V179H258ZM255 182H254V184L255 185H257L258 183H259V181H257V180H254ZM1 182V181H0ZM258 182V183H257ZM159 184V183H158ZM253 185V184H252ZM2 186V185H1ZM254 186V185H253ZM163 186H160V184L157 186V185H155L154 186V190H153V194L155 195V196H164L165 197V188L163 187ZM160 188V189H159ZM162 188V189H161ZM2 190V193H0V228L2 229H4V226H5V224H6V229H2V231L3 232H8L9 231V228H12V224H16V225H13V229H16V228H18V227H20L22 224H24V223H29V221L30 222H33V223H31V224H34V223H36V220L34 219V216H36L37 214H39L41 211H40V209L39 208H37V206L35 207V205L33 204V202H31V201H29V199H30V197H33V195H32V190H29L28 192H22V193H18V194H16V193H14V192H11V191H9L8 192V194H7V191H5V189H1ZM162 190H163V192H162ZM157 191V192H156ZM161 191V192H160ZM25 193V195H23V196H20V195H22V194H24ZM30 193V194H29ZM162 193H163V195H162ZM10 194V195H9ZM259 195V194H258ZM258 195H256V197L257 198H255V201L253 202V205H252V207L249 209V210H247L246 211V209H244L243 210V214H246V213H250L251 211H254L255 210V206L256 205H258L259 204V202H260V199L264 196V192H262L259 196ZM3 196V197H2ZM14 196V197H13ZM5 197V198H4ZM12 200V201H7V200ZM27 199V200H26ZM259 199V200H258ZM19 200V201H18ZM259 201V202H258ZM2 202V203H1ZM13 202H15V203H13ZM29 202H30V204H29ZM256 202V203H255ZM24 203V204H23ZM28 203V204H27ZM7 204H9L8 206H7ZM23 204V205H22ZM26 204V205H25ZM3 205H4V207H3ZM13 207H12V206ZM16 205H18L17 207H15ZM25 205V206H24ZM255 205V206H254ZM2 206V207H1ZM7 206V207H6ZM20 206V207H19ZM23 207V208H22ZM29 207V208H28ZM11 208H12V210H14V212H12L11 211ZM28 208V209H27ZM253 208V209H252ZM17 209V210H16ZM23 209V210H22ZM25 209V210H24ZM34 209V210H33ZM3 210V211H2ZM5 210H7V211H5ZM29 210V211H28ZM28 211V212H27ZM1 212H6L5 214H4V216H2V214L3 213H1ZM16 212H18L17 214H16ZM37 212V213H36ZM11 213H12V215H13V217H12V215H11ZM19 213H21L20 215H19ZM29 214V216H28V214ZM33 213V214H32ZM8 214H10L9 216H8ZM23 214H25V215H23ZM15 215H17V217L15 216ZM5 216H7V217H5ZM43 216H45V215H43ZM1 217L3 218V217H5L3 220L1 219ZM23 217V218H22ZM31 217V218H30ZM15 218V220H13ZM20 218V219H19ZM22 218V219H21ZM238 218H239V216H238ZM5 219H7V221L5 220ZM18 219V220H17ZM9 220V221H8ZM23 220V221H22ZM119 221L117 222V223H123V221H121L120 222V220H122V219H118ZM3 222H5V223H3ZM252 222V223H251ZM8 223H10V224H8ZM4 224V225H3ZM41 224H42V222H39V223H37V224H34V225H38L37 227H39V228H37V227H35V226H33V228H32V230L29 232H27L26 234H25V236H22V237H19L18 238V240H17V244H16V247H14L13 248V250H12V254H8V256L10 257V256H12V257H10V260L12 259V260H14L13 261V263L14 264H19V262H20V264L22 263V264H33L34 262V264H40L42 261H43V258L41 257V255H40V253H36L35 251L33 252L32 251V249H30V248H28L29 247V245H31L30 243L31 242H33L34 241V239L35 238H37V236L39 237L40 236V234H41V236H43L45 233V235H47V233H48V229H49V227L46 229V227H45V225L44 224H42V226H41ZM257 223H255V220L253 219V220H251V221H249V225L250 226H252V229L254 230L253 231V234H254V232H255V230L257 229V227H258V224L256 225ZM2 226V227H1ZM255 226H256V229H255ZM120 228H122L123 229V226L121 225L120 227L119 226H117V228L116 227H114V229L115 230H119ZM41 229V230H40ZM44 229V230H43ZM110 229H111V232L113 231V228H109V231H108V229H106V234H110L111 232H110ZM122 229H120V230H122ZM38 230V231H37ZM40 230V231H39ZM227 230L228 229H224V230H222V232L220 233L221 235H218V236H215V237H217L218 239H219V241H218V239H216V238H213L212 240H211V242L212 243H210L206 248L208 249H203V250H201L200 252H199V257H200V255H202V257H201V263L204 261V259H206V257L208 258L209 256H211V253H213V249H214V244L216 243H223L224 245H225V248L222 250V257H221V259H219L218 261V263H223V262H225V260L226 261H228V260H231V261H235V260H238L239 262H236V264H243V263H246V261H247V264H256V262L254 261V258H253V255H255V254H257L255 251H252V253H253V255L252 254H250V255H248V254H246L244 257L245 258H247V260L244 258H237L238 257V255L240 254V252L244 249V248H246V246H248L249 244H250V241L249 240H247L246 242L245 241H242V244H241V242L239 243V244H236V243H232V244H230L229 243V240H228V237H227ZM43 231V232H42ZM226 232V233H225ZM32 233V234H31ZM38 233V234H37ZM40 233V234H39ZM225 233V234H224ZM29 234V235H28ZM37 234V235H36ZM121 234V233H120ZM27 235H28V237H27ZM31 235V237L29 238V236ZM36 235V236H35ZM44 235V236H45ZM32 236H33V240H32ZM62 236H66V235H62ZM227 237V238H225V237ZM27 238V239H26ZM24 239H26L25 241H24ZM64 240H65V238H63ZM223 239V240H222ZM226 239H227V241H226ZM39 240H40V238H39ZM63 240V241H64ZM66 240H68L67 238H66ZM220 240H222V241H220ZM216 241V242H215ZM223 241H225V243L223 242ZM26 242V243H25ZM30 242V243H29ZM40 241H38V243H39ZM228 242V243H227ZM19 243V244H18ZM24 243H25V245H24ZM246 243H248V244H246ZM22 244V245H21ZM28 244V245H27ZM212 244V245H211ZM3 245V246H2ZM27 245V246H26ZM213 247V248H210L211 246ZM228 245V246H227ZM229 245L231 246V245H233V246H231V247H229ZM241 245V246H240ZM246 245V246H245ZM5 245L4 244H1L0 245V250H5V247H4ZM243 246V247H242ZM4 247V248H3ZM28 248V250L26 249V248ZM19 248V249H18ZM25 248V249H24ZM231 248V249H230ZM234 248V249H233ZM22 249V250H21ZM212 250V251H211ZM229 250V251H228ZM231 250V251H230ZM240 250V251H239ZM8 251V250H7ZM14 251V252H13ZM23 251V252H22ZM204 251V252H203ZM207 251H209L208 252V254L206 253ZM227 251H228V253H227ZM21 252V253H20ZM27 252H28V254H27ZM63 252H65V251H63ZM72 252H74V251H70L69 253H70V255L72 256L74 253H72ZM112 252H113V250H112ZM216 252V251H215ZM226 252V253H225ZM239 254H238V253ZM31 253V254H30ZM65 253H67V252H65ZM232 253V254H231ZM14 254V255H13ZM81 254H85V252L84 253H77V255H81ZM204 254V255H203ZM210 254V255H209ZM226 254V255H225ZM231 254V255H230ZM26 255V256H25ZM32 255V256H31ZM47 255V254H46ZM225 255V256H224ZM18 256V257H17ZM20 256V257H19ZM29 256V257H28ZM39 256V257H38ZM224 256V257H223ZM251 256V257H250ZM24 257V258H23ZM31 257H35V260L34 259H32ZM49 257V256H48ZM199 257H196V261L195 262H193V264H200V260H199ZM229 257V258H228ZM232 257H234L233 259H232ZM20 258V259H19ZM37 258H39V259H37ZM50 258V257H49ZM228 258V259H227ZM235 258H237V259H235ZM250 258V259H249ZM23 259V260H22ZM30 259H32V260H30ZM197 259H198V261H197ZM235 259V260H234ZM17 260V261H16ZM36 260H37V262H36ZM41 260V261H40ZM250 260V261H249ZM251 260H253V261H251ZM22 261V262H21ZM23 261H25V262H23ZM29 261V262H28ZM62 261H63V259H61V260H58V262H60V264L62 263ZM245 261V262H244ZM57 262V263H58ZM94 262H96V260H94ZM241 262V263H240ZM59 264V263H58ZM83 264H85V263H83ZM260 264H264V262L263 263H260Z\"/></svg>",
	"mask_w": 264,
	"mask_h": 264
},
{
	"label": "water",
	"instance_id": "water-1",
	"mask_svg": "<svg viewBox=\"0 0 264 264\" xmlns=\"http://www.w3.org/2000/svg\"><path fill=\"white\" fill-rule=\"evenodd\" d=\"M179 159H181V158H179ZM31 163H32L31 160L25 162V164H27L30 168H31ZM31 170H32V168H31ZM27 174H28V173H27ZM2 175H3V174L0 173V180H2V178H3V176H4V175H3V176H2ZM12 182H13V181H12Z\"/></svg>",
	"mask_w": 264,
	"mask_h": 264
}]
</instances>
